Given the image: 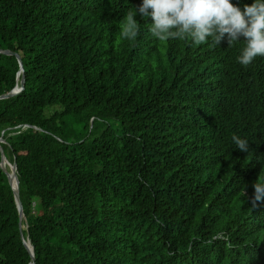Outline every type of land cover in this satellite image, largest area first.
Segmentation results:
<instances>
[{
	"label": "trees",
	"instance_id": "trees-1",
	"mask_svg": "<svg viewBox=\"0 0 264 264\" xmlns=\"http://www.w3.org/2000/svg\"><path fill=\"white\" fill-rule=\"evenodd\" d=\"M140 3L0 0L25 76L1 147L26 217L0 167V264L31 262L22 236L36 264H264V69L235 73L236 43L157 39L139 13L119 37ZM19 70L0 54V95Z\"/></svg>",
	"mask_w": 264,
	"mask_h": 264
},
{
	"label": "clouds",
	"instance_id": "clouds-1",
	"mask_svg": "<svg viewBox=\"0 0 264 264\" xmlns=\"http://www.w3.org/2000/svg\"><path fill=\"white\" fill-rule=\"evenodd\" d=\"M137 13L151 18L149 31L157 39L190 37L193 44H201L207 39L215 44L236 43L237 51L226 55L229 65L237 63L235 73L250 74L246 70L253 68L251 74L257 75L259 69H264V0H252L251 4H244L242 8L232 0H141L138 8L127 13L126 23L118 33L119 37L135 35L137 21L134 17ZM16 81V85H19L21 76ZM4 133L5 131L0 133L3 139ZM231 139L235 149L248 152L247 139L236 134ZM3 143L5 139L0 145ZM13 163L9 161V164ZM260 176L264 178V174ZM252 187L255 200H260L264 196V180L258 178ZM23 238L22 236V241Z\"/></svg>",
	"mask_w": 264,
	"mask_h": 264
},
{
	"label": "water",
	"instance_id": "water-1",
	"mask_svg": "<svg viewBox=\"0 0 264 264\" xmlns=\"http://www.w3.org/2000/svg\"><path fill=\"white\" fill-rule=\"evenodd\" d=\"M0 53L10 55V56H15L17 58L18 63L20 65V70L17 74V80L21 76V81H20L19 85H16L10 92H7L5 94L0 95V100H2V99L12 98L24 90V88H25V76H24L23 62H22V59L18 53L13 52L11 50H3V49H0ZM0 142H4V139L2 137H0ZM0 156H1L0 167L5 172V174L8 178L9 185L12 188V191L14 194V199H15V202H16V205L18 208V213H19V219H20L19 225H20V229L22 230V222H23V220L26 221V217L24 215L22 201H21V197H20L17 164L15 162L13 164H9V161L6 159L1 145H0ZM8 168H9V170H8ZM23 242H24L25 247L27 248V250L29 251V253L31 255V262L29 264H36L34 248L31 245L30 240L29 239L25 240L23 238Z\"/></svg>",
	"mask_w": 264,
	"mask_h": 264
}]
</instances>
